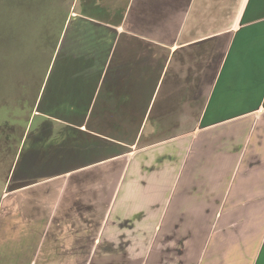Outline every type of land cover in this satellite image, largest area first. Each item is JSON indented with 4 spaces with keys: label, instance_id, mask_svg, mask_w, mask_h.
Segmentation results:
<instances>
[{
    "label": "rangeland",
    "instance_id": "rangeland-1",
    "mask_svg": "<svg viewBox=\"0 0 264 264\" xmlns=\"http://www.w3.org/2000/svg\"><path fill=\"white\" fill-rule=\"evenodd\" d=\"M241 1L101 0L108 11L133 18L158 56L144 78L133 79L127 103L114 96L121 113L136 108L134 120L112 114L73 121L65 119L73 109L97 113L115 103L105 101L109 82L100 78L109 58L91 40L103 30L98 11L89 0H75L54 53L69 0H0V264H88L111 206L130 203L145 177H172L180 154L162 158L166 145L178 142L186 128L205 126L202 114L217 79L242 78L238 66L245 63L235 58L237 51L228 53L229 35L241 26ZM233 8L240 12L234 20L228 15ZM86 11L95 19L87 20ZM224 31L230 33L218 39L221 55L210 62L204 57L215 51V33ZM93 67L99 70L95 78ZM253 106L251 126L264 103ZM108 121L115 124L107 127L111 132L101 128ZM71 127L78 129L74 137ZM233 136L246 138L241 124ZM233 146L235 152L238 144ZM164 160L157 166L170 171L146 170ZM175 180L180 183L179 174ZM80 236L92 240L84 244Z\"/></svg>",
    "mask_w": 264,
    "mask_h": 264
},
{
    "label": "crops",
    "instance_id": "crops-1",
    "mask_svg": "<svg viewBox=\"0 0 264 264\" xmlns=\"http://www.w3.org/2000/svg\"><path fill=\"white\" fill-rule=\"evenodd\" d=\"M241 2V26L229 35L228 53L237 51L245 63L238 66L242 78L217 79L202 114L205 126L186 128L166 145L162 158L180 154L178 168L160 170L157 164L169 160L145 165L172 177H145L130 203L111 206L88 264H264V109L250 125L254 102L264 103V0ZM239 124L246 138L237 141Z\"/></svg>",
    "mask_w": 264,
    "mask_h": 264
},
{
    "label": "trees",
    "instance_id": "trees-1",
    "mask_svg": "<svg viewBox=\"0 0 264 264\" xmlns=\"http://www.w3.org/2000/svg\"><path fill=\"white\" fill-rule=\"evenodd\" d=\"M110 1H113V0H110ZM74 3H75V0H69V10L67 11L68 14L61 21L60 30L56 34L57 39L55 41V50H54L55 52L54 53H57L58 47L60 46V43H61L60 39L63 34L64 28L66 26V22L69 19L70 14H72L71 12H72ZM89 4L91 8H94L98 11V13H96L97 19L93 17L95 16V13L88 14L87 12L89 11L85 12V15H84L85 18L87 20H91V18L98 20L101 23L102 28H103L102 31H99L98 38L92 37L91 39L92 43L97 44L96 47H101L105 52L104 53L105 56L109 58L108 61H110L109 67H105L106 69L105 68L102 69L103 71L101 72V77H100L102 79L108 80L109 82L107 91L104 90V96L107 95V98H105V101H107V99L110 97L115 101V103L114 104L112 103V110L104 109V110H99L97 113L93 111H86L83 109H73L69 114H67L68 118H65V119L66 120L73 119V121H75L76 118H78L79 116L81 118H83V116H88L90 118H101L103 116L105 117V116H110L112 114H119L121 116H129L131 120H134V116L136 115L135 113H137L136 108L127 109L125 111V114L123 112L121 113V111L119 110V108L122 107V106H119L120 101L117 99H114V96L120 95V98L123 99L127 103L128 99L130 97L132 98V95H131L132 90H133L132 86L136 82V81L134 82V80L135 79L137 80V78L142 79L145 77V75H147L150 72V70L152 69L150 67L151 61H153L158 56V52L155 48H153L149 44L144 43L142 41L141 35H140V27L135 22H132L129 18L121 16L117 11L115 12L108 11L107 8L105 7V4H103L101 0H89ZM75 14H76V9L74 10L73 15ZM239 14L240 12L236 11L235 8L229 9L228 11V15H230L229 17H232L233 20L235 17L238 18ZM219 37L220 36L215 38L216 39L214 42L215 45L213 47L215 51H213L210 55L208 54L209 55L208 57L207 56L204 57V58H210V62H213L214 59L218 60L221 55L220 47H218L217 45ZM179 49L180 48H177V52ZM61 54H62V47H60L59 54L57 56L59 57ZM174 58H171V61ZM207 64L209 63H205L206 67H207ZM167 69L169 71L171 70L170 67H168ZM194 70L195 69L193 68L192 71L194 72ZM169 71H167V73H174V74L179 75L180 77L179 70L176 72L172 70L171 72ZM98 72L99 70H97L95 67L92 68L91 74L93 75V78L98 76ZM207 77H210V76H207ZM50 107H53V105L51 104ZM79 108H83V107H79ZM41 109H42V106L40 105L38 108V111L40 112ZM33 113L31 115H33ZM104 119L106 120V118ZM12 120H15V119H12ZM32 123L33 124L36 123V116L34 118L31 117L28 127H30ZM158 123L161 124L160 121ZM107 127H109L108 129L110 128L114 129L115 124L112 125L110 121H108L107 125H105L104 127L103 126L101 127L106 132H111V130L109 131ZM154 129L155 130L153 132H159L160 130L156 126L154 127ZM75 130H78V129L71 127L69 130V133L71 132L73 137L76 136L74 135L76 133ZM121 142H123L124 146L125 144H129L127 140L125 139H121Z\"/></svg>",
    "mask_w": 264,
    "mask_h": 264
}]
</instances>
